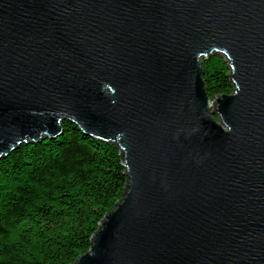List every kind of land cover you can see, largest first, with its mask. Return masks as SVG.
Instances as JSON below:
<instances>
[{
	"label": "water",
	"instance_id": "obj_1",
	"mask_svg": "<svg viewBox=\"0 0 264 264\" xmlns=\"http://www.w3.org/2000/svg\"><path fill=\"white\" fill-rule=\"evenodd\" d=\"M65 120L126 175L71 264H264V0H0V159Z\"/></svg>",
	"mask_w": 264,
	"mask_h": 264
},
{
	"label": "trees",
	"instance_id": "obj_2",
	"mask_svg": "<svg viewBox=\"0 0 264 264\" xmlns=\"http://www.w3.org/2000/svg\"><path fill=\"white\" fill-rule=\"evenodd\" d=\"M206 94H230L227 61L201 60ZM62 134L0 159V264H71L122 198L121 152L62 121Z\"/></svg>",
	"mask_w": 264,
	"mask_h": 264
}]
</instances>
